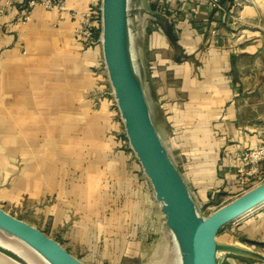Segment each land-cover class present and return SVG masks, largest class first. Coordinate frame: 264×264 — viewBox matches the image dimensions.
<instances>
[{"label":"crops","instance_id":"crops-1","mask_svg":"<svg viewBox=\"0 0 264 264\" xmlns=\"http://www.w3.org/2000/svg\"><path fill=\"white\" fill-rule=\"evenodd\" d=\"M63 2V10L33 7L25 22L17 4L0 15V185L2 199L37 203L42 225H33L77 256L71 249L97 248L115 214L105 181H127L138 161L121 147L120 113L94 91L107 75L101 44L79 40L70 14L100 0ZM163 6L151 18L147 3L141 33L138 24L147 96L185 180L206 200L223 192L243 150L264 143V1L231 0L236 20L206 0ZM243 216L227 232L238 238L221 241L264 253V203ZM220 264L264 261L224 253Z\"/></svg>","mask_w":264,"mask_h":264},{"label":"water","instance_id":"water-1","mask_svg":"<svg viewBox=\"0 0 264 264\" xmlns=\"http://www.w3.org/2000/svg\"><path fill=\"white\" fill-rule=\"evenodd\" d=\"M99 10L104 67L124 133L151 185L180 264H220L224 253L264 261V253L259 250L217 238L224 225L264 203V180L208 216L201 214L198 201L152 114L137 43L141 14L139 0H100ZM0 233L24 243L46 264H87L42 229L1 206ZM0 253L26 264L23 258L1 243Z\"/></svg>","mask_w":264,"mask_h":264},{"label":"rangeland","instance_id":"rangeland-1","mask_svg":"<svg viewBox=\"0 0 264 264\" xmlns=\"http://www.w3.org/2000/svg\"><path fill=\"white\" fill-rule=\"evenodd\" d=\"M250 2L251 0H246L243 4H248ZM147 3V0H139V4L142 7L140 13L143 17L139 19L140 33L141 27L145 28L143 21L145 16L144 9L147 7ZM104 83L105 86L103 87L101 86L103 83L100 82V88H96L94 91L100 100L111 102L112 110H114L116 116H118V108L113 94L111 93L112 89L107 75ZM152 106L154 108L153 110H155L154 120L160 125V128H162L164 124L162 115L158 108L153 105V102ZM121 124V135L119 136L121 147L129 151L131 155H134L132 154L133 152L125 136L123 123ZM176 158V160H178V156ZM137 163V170L132 168L126 175L127 181H122V183L120 181H114L116 183L114 188L110 186L112 181H105L103 185V188H105L108 193L107 199L111 197L110 194L114 195L115 201L113 204H115V207L113 212L115 214L113 217L107 218L109 217L107 213L108 216L106 219L104 218L105 223H103L104 227L101 230L100 240L96 245L97 248L84 247L81 249H71L79 258L89 264L176 263V252L172 237L165 228L162 212L158 202L154 198L151 185L145 177L140 163ZM129 179H132V181H129ZM1 194L2 186L0 185V206L4 210L31 224H36L38 226L42 225V221L37 212L40 206L33 202L32 199L27 201L24 199L19 200L18 196H14L11 200L2 199ZM195 197L197 198L200 212L205 217L215 209L232 200V198L227 197L224 191L218 192L212 197L209 195L206 200L199 199L196 192ZM118 198H120V200H118ZM110 205L111 202L108 201V207ZM244 217L245 216H241L237 218V220L242 221ZM232 224L233 222L224 225L218 232L217 238L220 240L223 238L227 240H235L238 238L232 234H227ZM45 230H47V234L59 237L56 233H50L48 227H45ZM64 244L70 245L69 243Z\"/></svg>","mask_w":264,"mask_h":264},{"label":"built area","instance_id":"built-area-1","mask_svg":"<svg viewBox=\"0 0 264 264\" xmlns=\"http://www.w3.org/2000/svg\"><path fill=\"white\" fill-rule=\"evenodd\" d=\"M206 1L210 7L228 14L233 20L238 19V16L229 10L228 6L231 0ZM244 1L232 0V3L237 7L242 5ZM161 2L163 6V0ZM15 4L18 5L19 15L23 22L28 20L32 8L37 5L51 10H63L65 8L63 0H0V15ZM191 10L197 12L198 6H192ZM70 14L79 22L75 32L76 37L89 46H99L101 44L100 35L95 32L96 27L100 25L99 6L89 5L83 11L72 10ZM147 16L150 17L149 14ZM212 33H215V30H212ZM238 159L239 163L236 165L234 176L223 187L227 197L232 199L264 180V143L246 148L240 153Z\"/></svg>","mask_w":264,"mask_h":264},{"label":"bare ground","instance_id":"bare-ground-1","mask_svg":"<svg viewBox=\"0 0 264 264\" xmlns=\"http://www.w3.org/2000/svg\"><path fill=\"white\" fill-rule=\"evenodd\" d=\"M0 243L7 247L8 249L15 252L19 255L26 264H46L33 250L28 248L24 243L19 241L16 238L6 237L5 235L0 233ZM176 263L179 262V255L176 253ZM0 264H24L21 262H16L13 259L7 257L6 255L0 253Z\"/></svg>","mask_w":264,"mask_h":264},{"label":"trees","instance_id":"trees-1","mask_svg":"<svg viewBox=\"0 0 264 264\" xmlns=\"http://www.w3.org/2000/svg\"><path fill=\"white\" fill-rule=\"evenodd\" d=\"M148 8H149V11L147 13L149 14L151 18L156 15H161L162 12L164 11L161 0H148Z\"/></svg>","mask_w":264,"mask_h":264}]
</instances>
